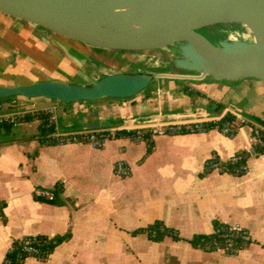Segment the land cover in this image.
<instances>
[{
	"label": "crops",
	"instance_id": "1",
	"mask_svg": "<svg viewBox=\"0 0 264 264\" xmlns=\"http://www.w3.org/2000/svg\"><path fill=\"white\" fill-rule=\"evenodd\" d=\"M39 27L0 13V68L5 67L0 70V84L19 83L5 79L14 69L8 59L17 49L44 61L49 55L63 54L72 62L70 74L86 82V54L96 47L45 25ZM70 50L83 55L72 56ZM150 89L122 99L131 101L135 110L126 115L116 112L114 121L101 115L71 116V109L80 104H85L84 111L93 110L89 102L38 103L58 106L57 127L63 131L85 129L91 122L104 120L111 122L108 126H139L149 123H125L153 117L161 121L151 123H165L240 113L264 120L262 80H172ZM156 94L178 98L180 104L158 111L146 100L149 95L157 99ZM107 99L113 98L98 101ZM198 110L208 115L183 117ZM39 124L35 119L8 129L0 126V264L16 240L64 235L69 237L47 258L28 256L22 264H264V153L251 154L243 174L207 171L206 164L213 155L226 161L249 151L248 125L234 136L211 129L152 140L123 136L94 147L43 142ZM119 161L130 166V175L116 173ZM37 187L56 188V200L36 199ZM156 221L176 230L180 239L166 235L156 240L148 231L137 232ZM216 222L244 227L251 235L250 243L235 254L194 246L191 239L213 233Z\"/></svg>",
	"mask_w": 264,
	"mask_h": 264
},
{
	"label": "water",
	"instance_id": "2",
	"mask_svg": "<svg viewBox=\"0 0 264 264\" xmlns=\"http://www.w3.org/2000/svg\"><path fill=\"white\" fill-rule=\"evenodd\" d=\"M46 5L54 12L55 5L46 0H0V13L35 28L50 25L47 18L55 25L67 24L62 12H54L56 20L49 17ZM69 5L77 29L74 36L82 43L111 51L125 50L122 58L143 62L144 66L134 70L128 61L120 67L105 65L91 49L86 54L88 79L82 82L70 74L72 62L65 55H49L44 61L17 49L15 53L25 63L37 65L41 61L54 71L44 81L0 84V99H45L72 105L106 98H132L162 81L204 78L264 81V0H69ZM61 17L64 20H59ZM229 23L250 26L254 32L224 34L216 29L213 33L206 30ZM212 35L217 36L215 40ZM128 51L133 54H127ZM156 51H167L172 57L157 68H149L146 63L155 58L151 53ZM69 54L83 55L74 50ZM10 59L17 58L10 56ZM67 62L71 66L64 67ZM206 115L207 112L198 110L183 117ZM158 121L161 120L154 117L130 119L125 124ZM110 124L109 120L91 122L88 128Z\"/></svg>",
	"mask_w": 264,
	"mask_h": 264
},
{
	"label": "built area",
	"instance_id": "3",
	"mask_svg": "<svg viewBox=\"0 0 264 264\" xmlns=\"http://www.w3.org/2000/svg\"><path fill=\"white\" fill-rule=\"evenodd\" d=\"M19 101L17 98H11L9 101L0 99V123H8L17 125L29 113L39 115L46 113L51 115V121L55 123V130L44 136L46 143L69 144V143H87L94 147H103L105 144L123 136H127L134 140H152L159 135L167 134H189L209 131L216 129L228 136H234L238 130L248 125L252 133V145L248 152L256 154L258 148L264 149V124L253 120L243 114L235 113L232 118L215 117L210 119L188 120L183 122H165V123H149L139 126H100L98 128H85L75 131H63L57 127V110L58 106L36 107L29 109H12L17 107ZM25 103L22 104L24 106ZM12 109L13 111H8ZM241 158V152L236 153L228 160L223 161L218 156L213 155L206 162L208 170L218 169L224 171L223 164L235 163ZM115 171L120 176H128L131 173L130 166L119 161L115 164ZM33 195L38 200L53 201L56 199V188L37 187L33 191ZM222 238L224 242L217 241L212 250H222L228 253H236L240 248L234 246V242L238 239L249 241L251 235L247 229L239 225L226 224L222 229ZM23 251L31 255H40L42 253L38 236H28L21 239ZM38 244V245H37Z\"/></svg>",
	"mask_w": 264,
	"mask_h": 264
},
{
	"label": "rangeland",
	"instance_id": "4",
	"mask_svg": "<svg viewBox=\"0 0 264 264\" xmlns=\"http://www.w3.org/2000/svg\"><path fill=\"white\" fill-rule=\"evenodd\" d=\"M237 26H241V24L236 23ZM49 30H53L51 27L45 25ZM220 31L221 33L227 34L230 33L232 31V27L229 24H219V25H213L210 27H207L206 30H210L213 31L214 30ZM235 29V28H234ZM250 31L249 28H240L237 30V32H232V34H248V32ZM219 35V34H218ZM220 36V35H219ZM217 36L212 35V38L215 40ZM92 50L95 51V54L99 55V58L101 57V61L102 63H104L105 65H116L117 67H120L124 64H127V61L129 62V64L132 66V68L134 70H137L140 67L144 66L143 62H137L136 60L133 59H129V60H125L124 58H122V53L125 50H108V49H102V48H91ZM130 54L132 55L133 52L128 51ZM151 54L155 55V58L152 59L151 61H147V65L149 68H157L160 65H162L164 62H166L167 60H170L172 55L170 53H168L167 51H156L153 52ZM11 56H14L15 58H17L15 61L11 60L10 57L8 59V63L11 66H14V69H10V73L7 75V78L5 77L6 81H16L19 82L21 84H30L33 82H38V81H44V79H46L49 75V73H52L54 70L51 66L38 61L37 65H29L28 63H25L21 57H19V54L13 53ZM2 68H0V70H4L5 67H3V64H1ZM65 66H71L68 62L67 64L63 65ZM79 78H77L78 81ZM166 82V81H164ZM160 83H163L160 82ZM152 87V86H151ZM149 87L147 90H151ZM150 92V91H149ZM175 92V90H174ZM160 94V93H159ZM157 99H153L149 96H147L145 99L149 100V107H157L158 111H162L164 109H168V108H176L179 106L180 102L178 98H174L172 99L169 95L170 98L166 99L164 97H160V95ZM168 93H162L163 96H167ZM143 95L139 96L140 100L144 99L142 97ZM151 98V99H149ZM40 100H45V99H40ZM40 100H26V103L24 104V106H22V104L19 102L17 107H13L12 109H25L24 107L28 106L29 109H33L36 107H48V106H42L39 105L38 101ZM108 101H104L103 103L98 101L97 102H89L88 104H90L93 108V110H91L90 112L84 111L83 106H85V104H80L77 107H73L72 110V114L71 116H75V115H79L81 118H96L97 116H109L110 119L112 121H114V116L116 115V112H119V114L121 115H126L127 111H134L135 110V106H133V103L129 100H122L120 98H113V99H107ZM124 105H122V103ZM62 105H65L64 103H60ZM99 104V105H98ZM12 109H9L8 111H13ZM58 113V110H57ZM32 114V113H29ZM42 114V113H41ZM33 115V114H32ZM23 122V121H22Z\"/></svg>",
	"mask_w": 264,
	"mask_h": 264
},
{
	"label": "trees",
	"instance_id": "5",
	"mask_svg": "<svg viewBox=\"0 0 264 264\" xmlns=\"http://www.w3.org/2000/svg\"><path fill=\"white\" fill-rule=\"evenodd\" d=\"M4 101H9L11 98H4L1 99ZM233 113H228L225 118H232ZM249 118H252L253 120H256L262 124H264V120L258 117L254 116H249L246 115ZM35 119L40 120L39 124V132L40 135L43 137L42 140L45 142L44 136L48 134L49 132L55 130V123L51 121V115L42 113L39 115H32L28 114L26 117L23 119V121H32ZM0 126L8 129L9 127L13 126L8 123H0ZM264 153L263 148H258L256 150V154ZM251 155L250 152L248 151H241V158L235 162V163H225L223 164L224 166V172H230L234 174H243L246 171V165H247V159ZM216 156V155H215ZM209 171V170H207ZM56 193L58 196V191L56 189ZM56 196V198H57ZM56 200V199H55ZM53 200V201H55ZM46 201V200H44ZM52 201V202H53ZM226 226L225 223L221 222H216L215 224V231L211 234H200L196 235L191 239V242L194 246L196 247H203L208 250H212L214 247L215 242L221 241L224 242V239L222 238V229ZM142 231H148L150 237L152 239H162L166 235H171L173 236L174 239H180V236L176 230L173 228H169L164 225L163 222L161 221H156L155 223L145 227V228H140L137 230V232H142ZM39 237V242L40 244L38 245L41 248L42 253L40 255H31L22 249V241L21 239L14 241L12 248L9 250L5 263L4 264H22V262L28 257V256H36L41 259L47 258L53 251L54 249L63 241H65L69 235H64V236H55V237H48V236H38ZM251 239L249 241H243V240H236L234 242V246L238 248H243L245 247L248 243H250ZM235 254V253H233Z\"/></svg>",
	"mask_w": 264,
	"mask_h": 264
},
{
	"label": "bare ground",
	"instance_id": "6",
	"mask_svg": "<svg viewBox=\"0 0 264 264\" xmlns=\"http://www.w3.org/2000/svg\"><path fill=\"white\" fill-rule=\"evenodd\" d=\"M48 3L49 2H52V4L53 5H55V10H54V12L55 11H58V12H62L63 13V15L66 17V20H67V24H62V23H60V24H62V25H58L57 24V22H56V24L58 25H55V24H53V23H51V19H49V18H47L48 19V21L46 22V21H44V22H46V23H49L50 25H47V24H45V25H47V26H49V27H51L53 30H58V31H60V32H63V33H65V34H67L68 36H70V37H73V38H77V39H79L78 37H76V36H74V32H75V30H77L76 28H75V26H74V24H73V9H71L70 7V5H69V0H46ZM47 9H48V11L50 12L49 13V17H53V19L54 20H56L57 19V16H55V14H54V12H52L50 9H49V5H46L45 6ZM59 20H64V19H62V17L61 18H59ZM229 25H231V27H232V32L234 33V32H237V30L238 29H240V28H249L250 29V31L248 32V34H253V32H254V30H253V28L252 27H250V26H243L242 24H241V26H237L236 25V23H229ZM235 28V29H234ZM80 40V39H79Z\"/></svg>",
	"mask_w": 264,
	"mask_h": 264
}]
</instances>
